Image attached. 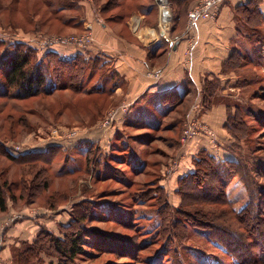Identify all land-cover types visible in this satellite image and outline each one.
Returning <instances> with one entry per match:
<instances>
[{
    "label": "rangeland",
    "instance_id": "rangeland-1",
    "mask_svg": "<svg viewBox=\"0 0 264 264\" xmlns=\"http://www.w3.org/2000/svg\"><path fill=\"white\" fill-rule=\"evenodd\" d=\"M117 4L116 0H0V91L4 85V57L16 45L31 49L35 53L36 63L41 61L43 72L50 74V68L54 66L51 64L50 54H55L59 59L79 58L84 82L79 87L78 80L73 88L66 87L51 95L29 99L0 95V145L8 153L3 154L0 149V187L6 182L3 186L8 209H19L12 212L14 216L11 223L4 224V230L6 232L18 220L37 217L44 218L42 221L50 219L46 222L51 228L41 226V230H54V234L63 237L61 224H69L77 215L86 217L82 227L87 234L83 245L84 253L76 259V264H235L236 254L238 257L240 254H223L209 238L210 229H213L217 240L234 242L235 237L231 234L227 237H223L222 233L218 235L217 228L226 229L223 223L218 225L219 223L206 221L208 225H204L199 220H192L193 224L185 221L189 227L186 237L180 238L181 230L176 229L172 233V228L169 231L165 229L169 226L166 219L161 225L155 206L133 203L131 195L135 194L129 192L146 191L150 186L161 184L166 190L172 212L181 207V197L176 192L173 194L176 178L174 173L179 168L176 169L180 160L176 154L180 147L184 149L190 142L199 139H205L211 145L204 151L220 160L224 157L231 158L226 150L230 147L241 156L237 155L246 166L257 163L259 156L264 157V130L257 120L258 116L263 117L264 100L251 97L252 92L264 86V65L235 71L239 76L250 79L254 74L260 75V80L250 88L236 87L240 81L237 77L233 83L225 85L219 80V88L210 100L212 107L205 111L204 106L198 104V110L202 114L210 112L216 103L225 107L226 104L231 105L229 114L226 107V117L220 132L200 121L197 115L192 117L193 110L190 107L194 103L193 99L186 101L185 106L188 107L176 111L170 120L158 119L162 127L160 130L151 125L154 120L150 125H146L145 120L135 125L123 123L121 116L126 113L121 112L111 122L109 114L125 106L127 102L115 104L110 92H106L113 84L111 64L101 58L100 53L95 55L97 53L90 51L96 48V34L90 29L85 30L83 25L86 24L84 18L88 10L92 12L96 23L105 25V17L110 15ZM170 6L169 3V9ZM190 8L187 9L186 17ZM261 8L264 11V0ZM73 25L79 29H71ZM257 27L261 28L258 35L264 38V25ZM255 31L253 28L243 27L244 36L249 38ZM83 36H90V41L83 44L66 42ZM238 37L240 39L236 50L242 52L244 58L251 56L248 53L251 51L248 40L243 36ZM61 50L75 54L66 57ZM67 69L64 68L68 71ZM57 80L61 83L69 82L62 75ZM96 88L103 90L92 92ZM238 109L248 117L246 120L249 127L256 128L250 138L246 136L240 141L230 135L227 127L229 115L235 116ZM180 112L186 115L180 118ZM180 119L183 122L179 124ZM175 120L179 121L174 123ZM188 122L196 124L195 131L198 135L184 140L183 133ZM95 134L100 138L99 141L93 140ZM251 141L253 144L249 145ZM89 144L100 148V153L87 155ZM250 147L257 153L249 155ZM215 152L222 153L218 155ZM34 153L40 154L33 155ZM9 155L16 160H10ZM30 157L36 159L30 160ZM136 157L140 164L146 162L145 171L138 177L133 176L130 167V164L134 166ZM106 164L108 168L105 167ZM135 166L139 167V164ZM127 179L136 183L130 190L122 184ZM39 187L41 189L36 192ZM196 191L194 193L199 195ZM201 191L205 192V189ZM226 191L234 208L239 210L246 204V191L240 178L229 180ZM86 203L92 205L91 216L84 209ZM217 205L207 199L203 208L216 209L217 212L227 210ZM94 208L98 210L95 211ZM220 217V221L227 220L231 223L230 216ZM171 224L170 220V226ZM95 231L104 232L105 241L98 239ZM0 235L2 236V232ZM259 238L263 239L261 236ZM46 257L50 264H58L55 254Z\"/></svg>",
    "mask_w": 264,
    "mask_h": 264
},
{
    "label": "trees",
    "instance_id": "trees-1",
    "mask_svg": "<svg viewBox=\"0 0 264 264\" xmlns=\"http://www.w3.org/2000/svg\"><path fill=\"white\" fill-rule=\"evenodd\" d=\"M116 1L118 2L117 5H119L120 2L118 0ZM169 3L174 17L176 18L188 9L187 0H169ZM123 4L129 8L128 11L131 12L136 8L137 0H126ZM262 5L263 0H249L234 9L237 34L248 40V46L251 47V51L248 53L251 54V56H245L244 58L242 52L235 49L226 63L224 74L233 71L232 73L237 78H240L239 85L236 86L240 89L250 88L258 82V79L260 80V75L254 74L253 78L250 79L239 76L237 72L242 69H249V67H254L255 69L257 66L259 67L260 64L264 65V38L258 35V31H260L261 28L257 27L264 25V11L261 8ZM243 27H250L256 31L252 36L250 35L249 38L247 35L244 36ZM50 60L52 61L51 64L54 65L52 68L49 67L52 71L51 74L49 72H43L41 69V66H43L40 63L41 61L36 63L35 53L31 49H25L22 45L11 47L3 60V66L5 68V71L2 74L4 85L3 90L0 91V95L7 97L11 96L16 99H29L40 95H51L54 91L64 88L66 89V87L69 89L73 88L78 80H80L78 83L79 87L80 85L82 86L84 82L81 72L82 67L79 65V58L73 60L59 59L55 54H50ZM255 63L259 65H256ZM49 68H47L48 71ZM64 68H68V71L64 70ZM61 75L64 77V80H68L69 82L61 83L58 81L57 77H60ZM218 81V79L205 81L201 95V104L204 106L205 111L212 107L210 100L214 97L219 88ZM101 90L103 89L96 88L92 92H99ZM88 92H91V90ZM251 97L253 99L264 100V86H261L259 90L252 92ZM162 98H164L163 103L165 106H168V111L170 112L188 107L185 106L187 100L184 97H179L177 91L166 93L165 95H162ZM226 107L229 109V114L231 105L226 104ZM238 110L239 111L235 116L229 115L227 126L230 135L235 138L236 141H240V139L245 138L246 136L250 138V134L256 129L254 127H249L246 120L248 117L242 114L243 112L241 109ZM179 114L181 117L186 115L184 112H180ZM262 116L263 117L258 116L259 118L257 120L264 130V114ZM7 118L11 117L7 116ZM178 121L179 120H175L174 123H177ZM139 122L130 124L135 125ZM181 122H183V119H180L179 124ZM145 123L146 125L151 124L150 122ZM154 127L156 130L162 128L159 123ZM253 141L255 143V140ZM252 144V141L249 142V145ZM0 147L1 151H3L2 153L6 154L7 152H4L5 150H3V147L1 145ZM100 150L101 149L95 145L89 144L87 155H94V153L98 152L100 153ZM226 150L231 155V158L224 157L220 160L204 150L196 155L193 159V170L179 180V189L176 191V194L181 197L182 204L181 207L173 209L174 212H172V208L169 206L170 203L166 196V190L161 184L153 187L150 186L146 191H130V194H135L131 195V200L133 203L138 202L142 205L148 203L151 207L155 206L159 218L161 219V225L162 221L166 219L169 226H166L165 229L169 231L170 228H172L170 231L172 233L176 229L181 230L180 238L186 237L189 227V224H186L185 221L190 224H193L194 221L196 222L198 220L202 223L204 222V225H208L206 221L215 222L216 224L219 223L218 225L224 224L226 229L217 228V230L219 229L218 235H221L222 233L223 237H227V235L231 234L235 237L234 242L230 240L231 243H224L221 239L217 240L213 235V229H210V241L214 242L218 249L225 255L235 252L240 254V257L236 254L234 259L235 264H264V157L259 156V161L257 163L246 166L240 158L241 156L235 150L232 151L231 147ZM248 150L249 155L257 153L251 147ZM261 151L262 150H259V152ZM8 152L10 153V151ZM39 154L40 153H34L33 155ZM36 157H30L29 159L34 160ZM9 158L12 161L16 160V158H13V156L10 157V155ZM137 158L138 157H136L134 161V166L130 164L134 177L140 176L142 172L145 171L146 167V162L140 164ZM136 164H139V167H136ZM105 167L108 168V164H106ZM135 168L139 169L136 170ZM236 177L241 179L247 196L246 204L239 210L234 208L226 191L227 182ZM208 183H212L213 185L210 186ZM122 184H124L127 190H130L134 184L136 185L132 179H127L126 182H123ZM3 185H6V182L3 183ZM3 185L0 187V214L8 211V202ZM202 185L204 186L202 187ZM142 187L144 186H140V188ZM203 188L205 189V192L201 191ZM38 189L41 188H36V192ZM196 190L199 195L194 193ZM206 190H209L210 192L208 193ZM212 192H214V195ZM207 199L211 200L214 205L218 204V207L221 205L227 210L222 209V211L217 212L216 209L208 210L203 208V203ZM84 207L85 211H88L87 215H93L90 212L93 209L90 203H86ZM94 210L96 211L98 208H94ZM220 215L224 217L226 215L230 216L231 223H228L227 220L220 221ZM181 218H183L184 221ZM85 220L86 217H77L76 215L72 218V222L65 226L61 225L63 237L57 236L48 229H42L33 242L24 245L25 248L18 257V263L45 264L40 255L43 254L50 256L51 254H55L58 257V264H76V259L84 253L83 245L86 243L85 236L87 232L83 229L82 224ZM170 220L172 221L171 226ZM223 230L225 233H223ZM257 234L258 236L256 237ZM177 235L179 237V234ZM95 236L102 241H105L106 239V234L101 231H95ZM260 236L263 237V239H260ZM48 264H50V262H48Z\"/></svg>",
    "mask_w": 264,
    "mask_h": 264
},
{
    "label": "crops",
    "instance_id": "crops-1",
    "mask_svg": "<svg viewBox=\"0 0 264 264\" xmlns=\"http://www.w3.org/2000/svg\"><path fill=\"white\" fill-rule=\"evenodd\" d=\"M187 1L189 9L196 0ZM225 1L217 20L200 21L190 33L186 30L187 11L176 18L171 8L165 16L155 0H137L136 8L131 12L123 4L126 0H119V5L105 17V25L101 26L88 10L83 27L92 30L97 38L96 48L90 51L97 53L95 55L100 53V57L111 64L113 84L106 92H110L115 104H130L126 114L121 116L123 123L154 120L153 124L158 125V119L170 120L176 111H168L162 95L177 91L179 97L187 101L193 99L192 117L197 115L200 121L210 124L216 131L222 130L226 107L216 103L210 112L202 114L198 104H201L206 80L218 79L225 85L233 83L236 78L232 72L224 74V69L240 39L234 9L249 0ZM71 29L79 28L73 25ZM61 52L66 57L75 54ZM94 137L93 140H100L96 134ZM210 146L205 139H199L184 149L180 147L176 154L180 160L174 173L173 194L179 180L193 170L196 155ZM216 153L221 155L222 152ZM17 210L11 207L0 214L3 242L0 264H19L18 257L24 245L35 240L41 226L51 228L46 222L48 219L42 221L44 218L28 217L11 224L5 232L3 225L11 223L12 212ZM40 257L49 262L45 255Z\"/></svg>",
    "mask_w": 264,
    "mask_h": 264
},
{
    "label": "built area",
    "instance_id": "built-area-1",
    "mask_svg": "<svg viewBox=\"0 0 264 264\" xmlns=\"http://www.w3.org/2000/svg\"><path fill=\"white\" fill-rule=\"evenodd\" d=\"M159 10L166 16L165 12H169V3L167 0H155ZM225 0H196L195 4L190 8L187 17L186 30L188 33L192 32L200 21H215L220 14V7H222ZM90 36L74 37L73 40H66L67 43H80L83 44L90 41ZM130 104H127L117 111H113L109 114L111 122L115 120L118 113H126ZM108 125V120L106 121ZM196 124L193 122H188L187 127L184 130V140L192 139V137L198 134L195 131ZM19 148H17L18 151ZM16 151V150H15ZM16 151V152H17ZM20 152V151H19ZM2 244V236L0 235V247Z\"/></svg>",
    "mask_w": 264,
    "mask_h": 264
},
{
    "label": "water",
    "instance_id": "water-1",
    "mask_svg": "<svg viewBox=\"0 0 264 264\" xmlns=\"http://www.w3.org/2000/svg\"><path fill=\"white\" fill-rule=\"evenodd\" d=\"M165 14L167 15V14H168V12H165Z\"/></svg>",
    "mask_w": 264,
    "mask_h": 264
}]
</instances>
